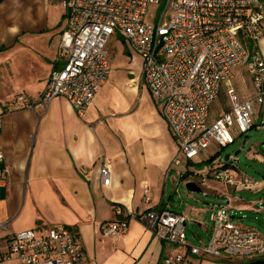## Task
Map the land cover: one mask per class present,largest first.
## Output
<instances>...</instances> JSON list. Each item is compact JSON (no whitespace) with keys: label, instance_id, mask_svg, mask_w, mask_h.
Listing matches in <instances>:
<instances>
[{"label":"crops","instance_id":"crops-1","mask_svg":"<svg viewBox=\"0 0 264 264\" xmlns=\"http://www.w3.org/2000/svg\"><path fill=\"white\" fill-rule=\"evenodd\" d=\"M62 1L0 0V146L10 172L9 187L0 189V245L13 233L35 230L41 235L48 227L64 225L75 233L87 258L85 264H165L171 254H186V249L161 242L136 221L117 240L104 238L102 228L125 218L117 214V208L136 214L168 210L186 217L185 202L177 201L181 187L195 210L198 205L207 209L206 237L201 244L211 232V213L227 202L242 228L264 235V230L244 224L240 216L253 214L264 229V183L257 191L237 195L235 187L206 177L208 161L219 156L240 182L245 176L264 180V130L257 129L264 106L258 107L253 144L249 135L227 149L217 147L210 155L211 145L206 155L171 170L178 144L163 118V103L152 97L142 79L143 59L121 33L107 46L109 80L84 117H78L64 97L34 110L16 102L21 93L36 101L51 72L62 67L56 62L65 23ZM259 49L264 58V37ZM235 80L240 99H251L254 86L249 75L248 86ZM230 107L227 88L222 86L209 121ZM235 157L238 166L231 163ZM104 161L111 172L108 187L101 184ZM191 166L196 167L194 171ZM186 179H193L199 192L187 190ZM187 240L190 246L196 245L188 233ZM235 260L191 258L190 264Z\"/></svg>","mask_w":264,"mask_h":264},{"label":"built area","instance_id":"built-area-1","mask_svg":"<svg viewBox=\"0 0 264 264\" xmlns=\"http://www.w3.org/2000/svg\"><path fill=\"white\" fill-rule=\"evenodd\" d=\"M162 5H164L162 7ZM65 23L57 63L42 95L31 101L21 93L16 102L26 110L46 108L64 97L78 117L85 116L110 77L107 46L121 33L143 59L142 79L152 97L163 103L165 119L179 152L172 168L206 155L215 142L227 149L239 138L253 135L258 107L264 106V58L259 45L264 37V0H63ZM154 12L151 13V8ZM244 67L254 96L242 101L234 86V70ZM222 86L227 88L230 109L209 121ZM3 128L0 116V137ZM258 130H264V110ZM237 157L231 162L237 163ZM108 161L101 168V184H111ZM206 177L236 188V194L254 192L264 183L245 176L237 183L222 157L208 161ZM192 181L193 179H188ZM10 185V172L0 146V189ZM227 202L210 215L211 232L201 245L190 246L187 219L168 210L142 214L117 208L123 220L103 226V237L119 239L133 221L144 225L155 238L186 254H171L165 264H190L200 260L264 258V235L244 229L233 219ZM1 228L6 229V225ZM85 264L86 255L75 233L64 225L9 235L0 245V263Z\"/></svg>","mask_w":264,"mask_h":264},{"label":"rangeland","instance_id":"rangeland-1","mask_svg":"<svg viewBox=\"0 0 264 264\" xmlns=\"http://www.w3.org/2000/svg\"><path fill=\"white\" fill-rule=\"evenodd\" d=\"M164 5H162L163 7ZM155 10L152 7L151 8V13H153ZM234 76L236 77L235 83H241L244 87L248 86V84H246L247 82H245V80L248 78V74L246 73V69L244 67H239L236 68L234 70ZM254 136L252 135L250 138L251 142L250 144H253L254 141H256V138H253ZM249 144V145H250ZM217 144L215 142L212 143V146L209 149V153L210 155L214 154V152L216 151ZM199 159V158H198ZM184 165L188 166L187 162H184ZM191 171H194V169L196 168L195 166H191L190 167ZM188 171V170H187ZM235 170H229V173L231 176L234 175V177L237 179L238 183L240 182V177L236 176L234 173ZM214 180V179H213ZM215 181L219 182L218 180L215 179ZM190 180L186 179V183H189ZM177 197L179 198V200H177L179 203L182 204V202H185V208L183 209V212L186 215V219H187V233H188V237L189 240L196 244V245H200L202 240L205 239L206 237V229H205V225L208 224V212L205 206L202 205H198L197 207L198 210H195V208H193V204L194 203L191 199H189L187 197V195L185 194L183 188L181 187L179 190V195H177ZM180 206V205H178ZM243 223L246 225H250V226H255L260 230H264L263 227L260 225V222L255 221L254 215L249 213V212H244L242 214H240ZM202 238V239H201ZM252 259L250 260H245V259H238L233 261L231 264H251Z\"/></svg>","mask_w":264,"mask_h":264},{"label":"water","instance_id":"water-1","mask_svg":"<svg viewBox=\"0 0 264 264\" xmlns=\"http://www.w3.org/2000/svg\"><path fill=\"white\" fill-rule=\"evenodd\" d=\"M186 187L187 190L189 191H194V192H199V189L197 187V185L193 182H189L186 185H184Z\"/></svg>","mask_w":264,"mask_h":264},{"label":"trees","instance_id":"trees-1","mask_svg":"<svg viewBox=\"0 0 264 264\" xmlns=\"http://www.w3.org/2000/svg\"><path fill=\"white\" fill-rule=\"evenodd\" d=\"M251 264H264V259L251 261Z\"/></svg>","mask_w":264,"mask_h":264}]
</instances>
